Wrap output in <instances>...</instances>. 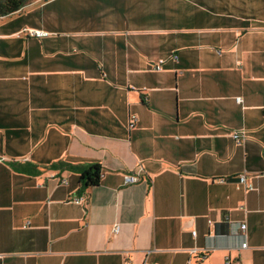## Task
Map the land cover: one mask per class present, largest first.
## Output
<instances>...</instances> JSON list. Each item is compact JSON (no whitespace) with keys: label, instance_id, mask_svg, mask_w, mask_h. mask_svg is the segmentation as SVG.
I'll list each match as a JSON object with an SVG mask.
<instances>
[{"label":"crops","instance_id":"obj_1","mask_svg":"<svg viewBox=\"0 0 264 264\" xmlns=\"http://www.w3.org/2000/svg\"><path fill=\"white\" fill-rule=\"evenodd\" d=\"M226 259L264 264V0H33L0 20V264Z\"/></svg>","mask_w":264,"mask_h":264},{"label":"trees","instance_id":"obj_2","mask_svg":"<svg viewBox=\"0 0 264 264\" xmlns=\"http://www.w3.org/2000/svg\"><path fill=\"white\" fill-rule=\"evenodd\" d=\"M31 1L32 0H0V20L11 17ZM100 166V164H93L82 170L78 180V186L81 192L88 191L91 187L97 185L98 180H100Z\"/></svg>","mask_w":264,"mask_h":264},{"label":"built area","instance_id":"obj_3","mask_svg":"<svg viewBox=\"0 0 264 264\" xmlns=\"http://www.w3.org/2000/svg\"><path fill=\"white\" fill-rule=\"evenodd\" d=\"M22 33H24L27 36H33V38H41V37H45V36H48L49 35V33L47 31H44V30H41V29H33V28H27V29L23 30ZM173 58H176V55H173ZM163 63H164L163 60L162 59H159L154 68L156 70L160 69L162 67V64ZM235 100H236V102H239V98H236ZM241 137L242 136L239 133H234L232 135V138L235 141H237V142H240ZM124 180H125L124 181L125 183H129L130 184V183L137 182L138 179L134 175L127 174V175H125ZM223 181H224V179H220V182H223ZM238 183L240 185H243L244 188H246L248 190L252 189V184L246 182V180H245V178H244L243 175H240L238 177ZM80 200H81V198H79V197L74 199V201L76 203L79 202ZM245 228H246V225L242 223L240 230L241 231H244ZM117 230H118V227L115 226L114 227V232H117ZM194 234H195V232L192 231V235H194ZM240 246L242 248H246V242L241 243ZM151 264H155V263H151ZM226 264H230V260L229 259H226Z\"/></svg>","mask_w":264,"mask_h":264},{"label":"rangeland","instance_id":"obj_4","mask_svg":"<svg viewBox=\"0 0 264 264\" xmlns=\"http://www.w3.org/2000/svg\"><path fill=\"white\" fill-rule=\"evenodd\" d=\"M32 1H33V0H32ZM32 1H31V2H32ZM34 1H35V0H34Z\"/></svg>","mask_w":264,"mask_h":264}]
</instances>
